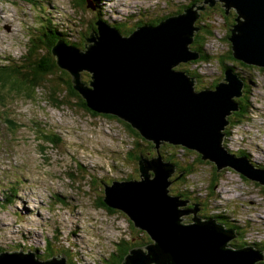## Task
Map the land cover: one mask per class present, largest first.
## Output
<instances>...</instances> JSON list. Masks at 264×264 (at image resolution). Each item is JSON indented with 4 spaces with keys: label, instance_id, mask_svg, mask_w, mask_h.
<instances>
[{
    "label": "rangeland",
    "instance_id": "obj_1",
    "mask_svg": "<svg viewBox=\"0 0 264 264\" xmlns=\"http://www.w3.org/2000/svg\"><path fill=\"white\" fill-rule=\"evenodd\" d=\"M23 1L0 0V247L4 254L19 251L26 254L32 249L36 262L53 255L55 260L62 257L65 261L66 258L69 264H104L117 244L124 248L130 243V251L140 249L146 241L144 235L148 236L146 231L134 227L123 212L97 204L102 183L136 178L137 163L132 156L137 154L135 145L140 137L129 123L118 117L84 110L80 106L83 98L76 90L70 92L65 86L59 89L56 76H62V73L57 72L51 81L41 78L36 88H25L20 83L15 75H31L32 72L26 60L35 43L32 35H37L34 28L38 17L44 14L52 21L67 25L73 42L78 45L81 34L86 33L85 27L94 23L92 10L89 13L86 6L74 8L71 0H42L46 4L42 6L45 13L37 12L35 5ZM109 2L102 0L106 10L115 9L118 15L126 13L134 21H141L152 0ZM138 11L141 14L138 15ZM109 14L106 18L111 21ZM79 18L84 21L82 27ZM227 22L215 10L210 20L214 36L203 46L206 54L216 56L226 52L222 41ZM130 33V30L123 32L124 35ZM39 48H33L37 60L45 57V53H38ZM42 51L46 52L45 49ZM51 57L55 59L53 55ZM188 63L179 66L186 65V69L197 73L200 85L206 86L214 79H220L222 68L216 61ZM232 63L227 62L228 65ZM5 68L12 71L13 76H8ZM255 76L259 84L249 85L250 91L243 101L249 111L245 112V117H239L244 123L241 125V121L234 119L219 131L225 133L223 140L227 139L232 147L240 140H248L251 144L257 140L250 150L252 160L258 164L263 161L256 157H264V120L256 113L257 109L264 110V71L256 72ZM52 86L57 87L55 92ZM248 123L252 126L259 123L261 128L247 127ZM47 134L55 135L59 139L57 144L48 143L44 138ZM250 143L246 145L251 147ZM179 148L182 149L180 145ZM162 151L174 152H168L177 162H172L173 169L176 174H181L177 183H171L168 194L173 195L172 191L178 189L199 188L197 195L207 198L215 171L213 163L207 159L202 164L195 163L194 159L200 155L196 151L190 150L188 156L180 149L164 148ZM129 155L131 159H128ZM220 172L223 174L213 187V197L204 200L203 209L207 212L200 215L199 204L196 215L205 220V216L226 210L240 224V230H244V239L264 242V198L261 192L258 193L259 188L239 178L229 167L221 168ZM14 176L21 177L23 184H18L17 200L11 205L4 198ZM188 199V203L198 204ZM187 205L181 206L182 209L192 208ZM26 215L31 217L33 224L29 225ZM191 218L192 213L180 216L181 220L185 219L181 221L183 224L191 223ZM73 231L75 234L71 235ZM22 236L25 241H21ZM40 248H46V251H39Z\"/></svg>",
    "mask_w": 264,
    "mask_h": 264
},
{
    "label": "water",
    "instance_id": "obj_2",
    "mask_svg": "<svg viewBox=\"0 0 264 264\" xmlns=\"http://www.w3.org/2000/svg\"><path fill=\"white\" fill-rule=\"evenodd\" d=\"M216 1L226 15L230 10L236 15L227 38L232 58L244 65L264 68V0H205L204 5L212 7ZM189 2L192 0H152L142 21L175 15L158 24V20L152 22L154 26L138 27L127 36L95 21L84 49L55 46L51 55L71 77L73 90L94 112L126 121L139 136L154 143L156 150L165 142L179 144L200 153L201 159L213 163L217 172L232 167L246 179L264 186L263 174L258 176L243 163H231L234 158L220 145L219 130L238 108L233 99L241 97V79L228 67L215 90L195 91L194 78L173 70L180 63L198 58L194 50L189 51V45L199 29L194 26L199 18L197 10H203L204 5H197V10L193 6L184 10L183 5L188 6ZM87 8L93 9L91 4ZM84 71L91 74L88 85L81 82ZM82 79L86 82L89 78L83 75ZM139 156V180L102 185L104 204L123 212L134 227L146 231L154 240L144 250L129 251L131 255L125 257L124 264H255L262 259L251 248H231V231L199 218L198 204L168 194L173 182L172 164L159 155ZM187 204L192 208L183 210L181 206ZM188 213H192L191 223H181L180 216ZM63 259H52L53 263L47 264H64ZM0 264L46 263L34 261L28 251H19L0 255Z\"/></svg>",
    "mask_w": 264,
    "mask_h": 264
},
{
    "label": "trees",
    "instance_id": "obj_3",
    "mask_svg": "<svg viewBox=\"0 0 264 264\" xmlns=\"http://www.w3.org/2000/svg\"><path fill=\"white\" fill-rule=\"evenodd\" d=\"M36 1L35 4H40L39 6H43L46 5L44 4L45 1H41V0H34ZM89 1V2H88ZM71 2L73 3V7L74 8H80L83 6H86L88 4H91L92 7L94 8L91 12L92 14V18L93 21H101L104 23H108L110 26L114 27L115 29H119V26L121 24H119L118 22H111L109 20H107L108 18H106V13L104 11L105 5L102 4V0H71ZM205 0H195L194 4L198 3L201 4L202 6L205 4L204 3ZM43 9V8H42ZM215 10H218L220 12V15H222L224 18H226L227 22V28L226 31H223L224 37H223V42H225L223 45L226 46V52L220 55H216V56H211L209 54H206L203 49V46L205 45L206 41L214 36V32H213V27L210 23L211 18L214 17L215 15ZM89 11H91L89 9ZM235 12H233L232 10H230L228 12L227 15H225V10L222 8V5L220 2L216 1L214 6L212 7H204L203 11H201L199 13V18L198 20L194 23V26L199 27V32H194L193 33V41L191 42V44L189 45V51H199L200 52V59L203 62H208L210 60H214L218 63V65L221 66L222 68V74L220 76V79H214L211 83L207 84L206 86L203 87H208L211 90H215V88L218 86V83H220L222 81V76H223V72L225 69L228 68L227 66V62H233L230 66L229 69L230 71L233 73V75H236L239 79H241L242 83L244 84L243 88L245 89L244 92L245 93H249L250 91V87L249 85H253L255 83L259 84V80L257 79V77L255 76L256 72H262L264 71V69L262 68H258L255 66H248V65H244L242 63H239L238 61H235L231 54H232V50H231V44L230 42L227 41V38L229 36V30L231 29V27L233 25H235ZM165 17H162V19H147L145 22L148 23L150 26L154 25V23L156 20V24L165 19ZM80 19L81 22V27H82V23H84L83 20ZM132 19V17L130 18ZM37 23L35 25H37L34 28V32L37 35H32V42H35L32 46V49L27 57L26 63L28 62V64L30 63V67L32 68V72L31 75H27V74H18L15 75V77L17 79L20 80V83L24 85L25 88H36L38 86V83L41 82V78H48L51 81V78H53L54 76H56L55 74L57 72L62 73V76H56V80H57V84L59 89L63 88V86H65V88L67 90H69L70 92H73V88L71 87V77L69 76V74H67L65 71H63L61 68H59L56 64V61H54L55 59H53L51 57V49L53 48L54 44L58 41V40H63L66 44L71 45L75 48H79V49H84V45L86 44V38L88 37L89 33L94 30L95 28L93 26H86L85 28H87L86 33L83 32V34H81V43L75 44L72 39L70 37H68V39L65 38V36L63 35L64 33L61 32L58 28H62V27H66V25H64L62 22L60 24H54L52 22V20L48 19L46 15H42L40 17L37 18ZM201 20V21H200ZM207 20V21H206ZM142 22V20H141ZM121 32V31H120ZM226 32V33H225ZM123 34V33H122ZM71 40V41H68ZM71 43V44H70ZM41 47L38 49V53H45V57L43 59L37 60L38 57L35 56V54L33 53V48L35 47ZM46 50V52H43L42 50ZM236 64H239V66H237ZM6 71L5 73L8 74V76H13L12 71L8 70V68H5ZM174 71H183L185 72L186 75H190V77L194 78L197 82L199 81L200 76L195 73L192 72L188 69H186L185 66H177L173 68ZM4 73V72H3ZM255 73V74H254ZM243 74V75H242ZM88 76V81L84 82L82 79V76ZM91 81V74H89L88 72L84 71L81 73V82L84 83L85 85H88V83ZM198 86V84H197ZM201 85H199V88H203ZM53 92H55L54 90L57 89V87L52 86ZM59 96H61L59 94ZM245 97V96H244ZM58 98V97H57ZM79 98V97H78ZM60 99V98H59ZM233 101L235 103H237L239 105V111L236 112L232 111L231 115L228 116L226 119L227 121H240L239 117H242L245 112L249 111L248 107L244 106L243 101H245L242 98H234ZM80 106H82V108H84V110L89 111L93 114H95L96 112H94L92 109L88 108L85 100L82 99V102H80ZM246 104L250 105L248 103V101L246 100ZM108 115V117H115V115H111V114H106ZM232 123V122H230ZM138 137L137 141L138 143L135 145L136 147V151L137 154L133 155L132 158L135 160V162L137 163V174H135L136 179L139 178L140 175V170H139V154H142L145 157L148 158H156V157H150V156H157L158 154L156 153L157 150L154 149L153 147V143L150 141H147L146 139L142 138L141 136L138 135V133L136 134ZM48 140V143H50L51 145L56 144V142L58 141V138L55 135H46V137H44ZM221 148L223 150H225L227 152V154H234L235 153V148L232 147L231 145H229L227 139L226 140H221ZM165 147L167 145H163L161 144L160 147ZM168 147L170 148H175V149H180L182 151H184L187 156L189 155V153H191V151L186 150V149H181L178 146H172L168 144ZM163 149V148H162ZM161 153V158L164 159L165 162H170V164H172V162L177 163L176 160L171 156V154L168 153V151H159ZM155 153L157 155H155ZM242 152H240L239 154H242ZM164 154V155H163ZM201 155H197V157L194 159L195 163L197 162V164H202L204 160L201 159L200 157ZM127 159V156H126ZM131 159V155H129V158ZM210 163V162H209ZM176 165V164H175ZM212 165V164H211ZM258 166V165H255ZM182 170H187L188 172L191 171V169H187L182 168L181 166H179ZM190 167V166H188ZM252 167V166H250ZM262 167V166H260ZM264 167V166H263ZM214 168V166H213ZM253 168V167H252ZM193 169V168H192ZM178 173V172H177ZM223 172L218 173L217 171H214V176L211 178L210 180V187L209 188V192L210 194H207V198H209L210 196L213 197L212 191H213V187L214 185L217 183V181L220 179V176H222ZM181 174L179 173L176 174L174 173L173 175H171L170 180L174 181V182H178L180 180ZM92 180V179H91ZM175 183V184H176ZM99 186V185H98ZM100 189V188H99ZM175 191V192H174ZM172 191V194L179 197L180 199H184L186 200L187 198H189L188 200H198L200 198V207L199 209H201V211H198L200 215H203V213H206L207 210H204V200H207V198L205 197H197L195 196L194 192H191L188 189H178V190H174ZM101 193V195L98 197V201L97 204L102 206V207H106V205L104 204V189L103 187L101 188V191H99ZM262 197L264 198V189H262L261 191ZM14 193V191H13ZM246 194V193H244ZM10 200V199H9ZM187 206H190L189 204ZM107 208V207H106ZM108 209V208H107ZM110 210V209H108ZM203 210V211H202ZM119 212V211H118ZM121 213V212H120ZM229 214L227 213V211H221L219 214H213L211 217L205 216L204 219H208V220H212L217 226H219L220 228L227 230V231H232L234 233V238L228 242L229 246L231 248L235 249H245V248H251L254 251H257L259 253V255L261 257L264 256V242L263 241H258V242H250L248 240V238L244 239L243 235H244V230H240V224L235 220L231 219L229 220ZM145 242H143V244L147 245L148 243H151V241H149V237L145 234ZM123 237V236H122ZM121 242V241H120ZM121 244V243H120ZM142 244V246H140L141 248H144V245ZM131 244L127 243L125 244L124 248H120V246L117 244V246H115V250L113 252L112 255H110V257L107 258V260H105L104 264H124V260L125 257L129 254V251L131 249ZM39 251H46L45 249L40 248ZM49 251L51 252V249L49 248ZM5 251L0 247V255L1 253H4ZM53 259V255H51V257H48V259H45V263H49L51 262ZM44 262V261H43ZM257 264H264V259L260 260Z\"/></svg>",
    "mask_w": 264,
    "mask_h": 264
},
{
    "label": "bare ground",
    "instance_id": "obj_4",
    "mask_svg": "<svg viewBox=\"0 0 264 264\" xmlns=\"http://www.w3.org/2000/svg\"><path fill=\"white\" fill-rule=\"evenodd\" d=\"M64 71V70H63ZM66 72V71H65ZM260 113H261V111H260ZM232 141V140H231ZM153 147L155 148V146L153 145ZM192 151H194V150H192ZM205 161V160H204ZM17 191V190H16ZM12 192H13V190H12ZM230 193V192H229ZM23 199V198H22ZM212 206V205H211ZM216 206V205H215ZM214 206V207H215ZM211 213V212H210ZM184 221V220H183ZM73 230H75V229H73ZM73 234H75V232L73 231ZM75 236V235H74ZM151 240V239H150ZM151 243L152 244H154V240H151ZM152 264V263H151Z\"/></svg>",
    "mask_w": 264,
    "mask_h": 264
}]
</instances>
